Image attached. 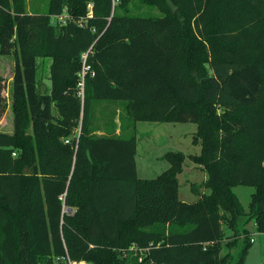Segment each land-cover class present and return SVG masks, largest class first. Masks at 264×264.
<instances>
[{"label": "trees", "instance_id": "obj_1", "mask_svg": "<svg viewBox=\"0 0 264 264\" xmlns=\"http://www.w3.org/2000/svg\"><path fill=\"white\" fill-rule=\"evenodd\" d=\"M132 1L49 0L41 12L0 0V54L15 57L14 130H0V264H245L242 222L264 233V0H143L162 16L131 14ZM39 57L52 59L48 91ZM103 100L124 101L135 122L196 123L201 152L190 158L209 191L179 198L180 151L140 178L136 135L93 128ZM237 185L255 187L248 209Z\"/></svg>", "mask_w": 264, "mask_h": 264}, {"label": "rangeland", "instance_id": "obj_2", "mask_svg": "<svg viewBox=\"0 0 264 264\" xmlns=\"http://www.w3.org/2000/svg\"><path fill=\"white\" fill-rule=\"evenodd\" d=\"M49 0H28V7L31 11L46 12L48 10ZM130 12L142 16H162V12L156 6H148L143 0H133L131 2ZM89 17L90 9L87 7ZM66 13L63 18H66ZM57 17L53 18V22ZM38 72L37 79L41 90H50V66L52 59L50 57H39L37 59ZM15 57L13 54H0V81H1V99H0V130L13 132L14 130V112H13V72ZM88 66L82 58L81 70L79 72L80 82H83L84 72ZM77 90L80 95L83 93V85L78 84ZM3 99V100H2ZM55 113L60 115L58 109ZM117 121L127 129L124 130V136L130 137L134 133L137 139V173L140 178H155L170 166V162L165 158V154L171 151L183 152L186 155L183 171L178 175L179 178V198L183 201L193 202L198 196L192 190V186L201 185L207 179V173L203 166L195 163L190 155L200 154L201 145L193 142V137L197 131V124L194 122H150L134 121L124 109V101L121 100H103L95 102L92 113V125L96 131H112L114 122ZM79 127H75L74 135L79 133ZM203 192L209 190L201 187ZM234 191L238 194L243 206L248 209L251 202V195L255 191L254 186L237 185ZM242 228L250 231L253 239L249 252L245 259V264H262L264 262V233L256 230L254 219H248L242 222ZM229 233V232H228ZM228 237L224 242L232 240ZM226 248H224V252ZM236 253V250H233Z\"/></svg>", "mask_w": 264, "mask_h": 264}, {"label": "built area", "instance_id": "obj_3", "mask_svg": "<svg viewBox=\"0 0 264 264\" xmlns=\"http://www.w3.org/2000/svg\"><path fill=\"white\" fill-rule=\"evenodd\" d=\"M92 7H93L92 3H89L88 4V8L90 9L89 17L93 16ZM60 19H63L64 20L65 17L63 18V16H60ZM87 56H88V52H86V53L83 54L82 58L84 59V61H86ZM84 74H85V72H84ZM80 84H82L83 87H84V76H83V82H80ZM68 141H69L68 139L65 140V142H68ZM251 241H253L252 238H251ZM61 264H90V263H88L85 260H79V261L73 260V259L70 258L69 255H66V256L62 257V263Z\"/></svg>", "mask_w": 264, "mask_h": 264}, {"label": "crops", "instance_id": "obj_4", "mask_svg": "<svg viewBox=\"0 0 264 264\" xmlns=\"http://www.w3.org/2000/svg\"><path fill=\"white\" fill-rule=\"evenodd\" d=\"M124 130H127L126 128H124ZM97 133L98 134H103L104 133V131H100V133H99V131H97ZM115 133L116 134H120V133H124V131H121V124L120 123H118L117 121H115ZM137 155V154H136ZM136 164H137V158H136ZM256 226V225H255ZM250 237H251V235H250ZM252 238V237H251ZM263 248H264V245H263ZM262 264H264V262L262 263Z\"/></svg>", "mask_w": 264, "mask_h": 264}]
</instances>
